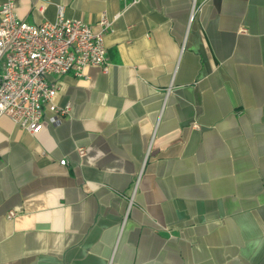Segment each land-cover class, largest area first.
<instances>
[{"label":"crops","instance_id":"crops-1","mask_svg":"<svg viewBox=\"0 0 264 264\" xmlns=\"http://www.w3.org/2000/svg\"><path fill=\"white\" fill-rule=\"evenodd\" d=\"M59 7L108 18V69L35 135L0 117V264H264V0H14Z\"/></svg>","mask_w":264,"mask_h":264},{"label":"built area","instance_id":"built-area-1","mask_svg":"<svg viewBox=\"0 0 264 264\" xmlns=\"http://www.w3.org/2000/svg\"><path fill=\"white\" fill-rule=\"evenodd\" d=\"M98 26L93 31L81 20L66 17L62 7L55 21L30 24L18 18L14 0H5L0 5V117L35 135L44 124L54 125L68 114L70 104L54 102L58 78L68 72L81 76L86 66L108 69L103 37L111 22L103 14ZM59 163L65 165L66 160ZM14 215L9 211L7 218Z\"/></svg>","mask_w":264,"mask_h":264}]
</instances>
